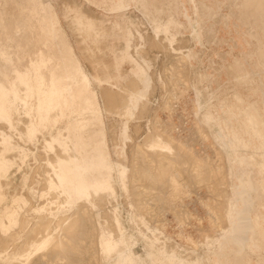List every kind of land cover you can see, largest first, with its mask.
<instances>
[{
    "label": "rangeland",
    "instance_id": "rangeland-1",
    "mask_svg": "<svg viewBox=\"0 0 264 264\" xmlns=\"http://www.w3.org/2000/svg\"><path fill=\"white\" fill-rule=\"evenodd\" d=\"M40 1L0 0V40L17 38L20 46L30 47L19 62L14 54L15 50L13 48L9 50L14 55L11 57L12 63L7 65L8 79L14 77L12 72L15 70L14 66L24 71L30 69L32 62L39 61L40 56L48 61L53 55L50 44L46 42V39L49 42L51 40L42 32L40 16L36 15L37 10L32 7ZM45 1H49L56 11L59 24L55 28L61 27L78 57L73 58L76 66L81 70L82 64L90 76H103V68L105 76L103 80L95 81L89 80L83 74L84 88L81 89H86L94 95V106L93 97L87 95L82 97L78 90L74 96L80 97L66 106L68 104L66 96L58 92H65L68 89L66 86L68 82L59 81L57 84L53 82V90L57 92L54 96L57 98L55 102H58L60 110L58 121L55 119L54 123L57 127L50 128L48 133L46 129L41 130L32 142L28 141L25 134L32 138L38 133L45 119L41 112L47 110L49 113L50 109L42 101L43 99L50 101L51 97L34 98L35 95L28 94L29 91L26 90L24 93L28 96L26 98L23 95L22 98L18 91L24 90V85L17 81L20 74H17L13 81V84L17 82L15 87L12 84L11 90L0 83V88L9 93L7 106L11 109L12 119L17 117L13 124L19 125L18 130L0 121V141L3 136L8 137L13 150L3 153L10 166L6 176L0 177V253L4 256L0 257V264H11V259L18 260L17 253L23 248L30 231L36 224L48 221L50 212H53L55 217L82 205L85 206L84 209H91L95 227L99 231L95 234L98 244L93 246L98 247V253L95 250L94 252L97 253L96 256L98 255L100 261L96 262L99 264L101 263L99 224L103 229L106 227L105 231L115 227V230L111 228L112 231L106 233H113L118 237L113 216H117L121 228L122 243L119 248L136 251L148 264L146 251L149 247L159 255L157 256L159 260H167L169 256L175 255V263L181 260V264H264V169L260 167L264 160V145L261 146V143H264V136L257 138L259 128L264 125L262 117L254 105H248L242 113L234 112L237 121H232L233 127L230 129L231 126L226 119L232 120L233 113L226 111L220 113L216 107L218 97L231 98L233 90L245 92L250 104L256 103L258 106V102L263 100L259 96L261 89H258L257 74L264 76V70L259 65V62H262L260 59L264 58V49L259 50L255 46L259 43L264 46V31L261 30L264 28V16L250 18L253 22H259L260 24L255 26L258 25L260 28L255 26L250 28L248 24H241L238 28L241 34L239 36L234 31L229 34L227 30L234 29L233 21L240 23L238 9L229 2L221 6L218 0ZM230 11L234 14L226 16ZM73 12L84 16L71 18ZM20 19L30 21L31 28L16 35L17 21ZM70 22L76 31L78 30V34L73 33ZM83 28H91V42L89 40L81 42ZM99 29L101 40L98 41ZM253 34L256 36L253 37ZM230 35L235 37V46L245 40V48L233 49ZM178 56H185L188 65L181 62L180 67L177 60H174ZM244 59L245 66L242 64ZM169 61L173 64L175 61L172 67L177 64L179 70L176 66L169 68L171 67ZM165 63L167 64L164 65ZM51 64L47 63L46 66L49 67ZM165 66H169V70ZM47 67L41 68L46 79L49 77ZM175 68L178 73L175 72ZM172 69L175 70L173 73L175 77L169 75ZM164 70L168 71V74L163 75L166 72ZM244 71L250 74V80L245 82L246 86L239 83L234 76L235 72L241 74ZM251 74L256 76L252 79ZM169 78L171 79L167 80ZM39 83H41L39 80L29 81L32 87ZM132 84H135L133 88ZM195 90L201 93L199 97L201 104L206 106L205 109L198 107ZM140 91L143 97L136 99L133 92ZM109 95L114 96V101ZM118 95L122 97L120 102ZM36 98L39 102L37 105ZM236 100L243 103L238 96ZM127 108L130 109V113L126 112ZM210 114H213L214 119ZM216 115L220 116V119H217ZM90 116L94 119L89 122L87 129L84 125V128H75L76 124L84 122ZM155 116L161 120L163 128L171 135L174 143L183 145L191 157L207 163L210 172L207 174L204 172L202 176L196 174V179L201 177L196 180L193 176L191 178L189 172L191 170L187 168L190 163L187 162V169L178 166V169L183 171L182 174L186 173L184 175L186 178L180 174L183 176L181 180H185L182 183V191L180 189L179 192H173V189H167L168 195L161 200L157 199L160 202L153 201L155 197L151 198V201L158 203L157 206L152 205L153 202H146L145 206L155 208L143 206L140 209L137 204L144 198L145 193L149 195L151 193L142 192L139 197L141 194L139 189L143 187L141 183H146L141 180L139 182V179L133 181L131 178L132 163L135 160L132 156L134 157L133 151L136 147L139 145L141 149L142 141H145L147 135L149 137V133L153 131ZM243 127L250 129L251 138L245 136ZM232 130L238 136L244 134L246 149L243 150L241 145L228 144ZM76 133L82 138L76 137ZM262 133L264 135V131ZM51 139L52 142H49ZM89 140L95 142L90 150L87 144ZM70 143L73 150L86 155L83 163L85 165L81 164L76 169L73 167L75 164H71L69 168L70 185L76 197L74 207L65 205L69 199L68 195H63L67 198L65 200L56 193V198L46 190L48 183L45 185L47 182L45 179L51 173L48 163L52 159L57 156L60 160L58 162H69V159L75 157L76 153L69 149ZM233 146L239 151L231 155ZM101 148L102 153L98 155ZM59 153L66 156L62 154V157ZM137 155L135 161L139 164L142 160L138 159ZM141 156H145L144 161H148L146 154ZM92 157H95L97 162L93 163L95 166L91 169ZM102 157L107 158V161L100 165L98 162ZM238 157L239 161L234 163L233 160ZM182 163L184 165V162ZM178 164L181 165L176 163ZM59 165L60 163L57 164L60 168ZM87 169L90 170L86 171ZM187 177L195 180L193 186H189L191 180ZM248 181L252 183L255 192H251V186L247 185ZM132 183L136 184L137 190L136 187H131ZM241 183L243 184L241 189L246 190L242 195L239 186ZM62 186L70 188L69 185ZM186 186L188 187L184 188ZM153 191L156 189H151V192ZM54 198L64 199L65 202H62L64 206H58L56 209ZM147 198L150 201L149 197ZM242 211L243 216L250 218V223L243 222L238 232L234 233L232 224ZM181 212L183 215L187 213V216L181 215ZM28 220L31 224L25 230L22 221L25 225ZM55 223L53 221L50 224L51 229L55 227ZM32 258L28 264H36L32 263ZM116 260V256L112 254L103 264ZM18 262L23 263L21 260L16 263ZM156 264H159L158 260Z\"/></svg>",
    "mask_w": 264,
    "mask_h": 264
},
{
    "label": "crops",
    "instance_id": "crops-1",
    "mask_svg": "<svg viewBox=\"0 0 264 264\" xmlns=\"http://www.w3.org/2000/svg\"><path fill=\"white\" fill-rule=\"evenodd\" d=\"M85 1L91 2V0H85ZM103 1H105V0H103ZM218 1H219V4L221 6L223 4H227L229 2L230 4L232 3V5L238 9V11H237L239 13L238 19H239L240 23L233 21L232 26H234V29L232 30L231 28H227L229 34H230V32L232 33V31H234L236 35L241 36V34L239 33V30H238V28H240L239 26L241 24L242 25L248 24L249 26H251L250 28H252L253 26H255V24H260V23L255 22V21L253 22V21H251L250 18H253V17L256 18V17L264 16V10H263L264 6L262 7V5H264V0H218ZM93 4H95V3L93 2ZM32 7L35 10H37L36 15L40 16L39 24L42 26L41 27L42 32L45 34V36L47 38H49L51 40V42H49L48 39H46V42L50 44L51 49L53 50V55L48 59V61L46 59H44L43 56H40L39 61L32 62L30 64V69H26L24 71H21L16 66H14L13 68L15 70L12 71L14 73V77L11 79L10 78L8 79V74L6 73V70H8L7 65H10V63H12V60H11L12 55L15 54L17 61L19 62L20 58L25 53L27 48H30V47L27 46V47L23 48L22 46H20L18 41H17V38L7 39V41L6 40H0V83H3L4 86L8 90H11L13 81L16 79L17 74H20L17 78V81H20L21 84L24 85V90L18 91L19 94L22 95V98H23V95L26 96V98H27L28 95L26 93H24L26 90L29 91L28 94L33 93L35 95L34 98L37 96H40L41 98L46 97V96L51 97L50 101L44 100V99L42 101V103L49 106L50 109H48L49 113L47 112V110L41 112L42 115L45 117V119H44V122L42 123V125L40 126V130L38 131V133L32 138H29L27 133L25 134L27 136L28 141H31V142L40 134L41 130L46 129V133H48V130L50 128H56L57 127V124H54V123H55V119H56V122L58 121L60 110H59L58 102H55V99H57V98H55L54 96L57 94V92L55 90H53V86H52L53 82H56V84L59 81H67L68 82L66 85L68 89L65 90V92H63V91L61 93L58 92L59 94L66 96L67 101H68L67 102L68 104H66V106H68L72 101H74L78 97H80V96L83 97V95L93 97L94 100H93L92 105L94 106L95 105L94 95L86 89H81V87L84 88L83 87V82H84L83 74L86 75L89 80H95V81L96 80H103V78L105 76L104 75L105 71L103 68H102V71H103L102 75L103 76H99V75L90 76L89 73H87V71L83 68V65L81 64L80 60H79V62L81 64V70L76 66L75 62L73 61V58H74V56L77 57V55L74 52L73 47L71 46V44L67 40L66 35L61 30V27L55 28V26L59 24V20H58L56 11L54 10V7L49 4V1L41 0L39 3L33 5ZM233 14H234V12L230 11L229 13H227L226 16H229V15L232 16ZM80 15H82V14L73 12L71 18H73L74 16H80ZM82 16H84V15H82ZM70 24H71V22H70ZM71 26H72L71 29H72L73 33L78 34V30L76 31V28H74V25L71 24ZM255 27H258V25H256ZM30 28H31L30 27V21L20 19L17 21V27H16L15 33H16V35H18L21 32H24L25 29H30ZM258 28H260V27H258ZM83 29H84L83 30V36H82L83 41H81V42L85 43L87 40H89L91 42L92 41L91 28H83ZM261 30L264 31V28H262ZM252 36L254 37L256 35L253 34ZM229 39H230V41H232L231 45H234L233 49L245 48V44H246L245 40L242 41L241 44L238 43L235 46V44H234L235 43V37L230 35ZM99 40H101L100 29L98 30V41ZM56 47H59V49ZM255 47H257L259 50L264 49V46L262 43H259V45L255 46ZM12 48L15 50L14 54L9 52V50ZM55 48L57 49V51L54 50ZM242 53L245 54L244 52H242ZM263 59H260L262 62L261 63L259 62V65H261L263 70H264V60ZM245 62H246V60L244 59L242 62L243 66H245ZM47 63H52V64L49 67H47L46 66ZM42 67H47V69H48L49 77L47 79L45 78L44 74L41 72ZM243 69H245V67H243ZM234 76L236 77V80L243 85H245V82L250 80V74L245 72V71L242 72L241 74H238L235 72ZM254 76H256V74H251L252 79ZM257 79L259 80L258 89H261L259 91V96L263 98L262 101L258 102V106H256V103L250 104L249 103L250 101L247 99L246 93L239 91V90H233L232 94H231L232 95L231 98H229V97H218V99L216 101V105H217L216 107L219 110V112L223 113L224 111H226L227 113H231V114L233 113L232 120L230 118L226 119V120H228V125L231 126L230 129L233 127L232 121L233 122L237 121L234 112L237 111L239 113H242V110L244 108H246L248 105H254L257 108L258 113L260 112L259 114L262 117V122L264 124V81H263L264 76L262 77L259 74H257ZM37 80L41 81V83L36 85V87H34V86L32 87L31 84L29 85V81L33 82V81H37ZM25 81H28V82H25ZM16 82H15V84H16ZM15 84H13L14 87H15ZM68 85H70V86H68ZM258 89H257V93H258ZM3 90H5V89L3 88ZM77 90H78V92L80 91L79 95L81 94L78 97L74 96V94ZM7 94L9 95L8 92H7ZM236 96L240 97L243 100V103L238 102L236 100ZM0 100H2V99H0ZM87 101L90 103L89 99H87ZM7 102L5 100L3 101L4 108L6 109V111H11V109L7 106ZM37 104H39V102L37 101V98H36L35 105H37ZM86 104L88 106H90V104H88V103H86ZM93 106H91V107H93ZM36 110H37V107H36ZM34 115H35V111H34ZM210 115H211V118L214 119L213 114H210ZM216 117H217V119H220V116L216 115ZM92 119H94V117H91V116L88 117L86 120H84V122L76 124L75 128H81L84 125L85 129H87L89 124H90L89 122ZM0 121L6 123L11 128L13 127V128H17L19 130V128H18L19 125L16 126L13 124L11 114H8L5 119H0ZM242 129H244L245 136H248L251 138V134L249 131L250 129L244 128V127ZM229 130H228V132H230ZM247 130H248V132H247ZM263 131H264V125L259 128V133H258L257 138H261L262 136H264L262 133ZM244 134H243V136H238L237 133L233 132V130H232L231 134H229L230 135V142L228 144L235 145V146L241 145L243 150L246 149L247 146L245 143ZM76 137L82 138L77 133H76ZM100 139L101 138L99 135V144H101ZM84 141L86 142L87 139ZM49 142H52V139ZM73 142L74 141H72V143ZM87 144L89 145L88 149L90 150L91 145H94L95 142L89 140ZM69 145H70L69 149L73 150L74 148L71 145V143ZM262 145H264V143H261V146ZM11 146H12V144H11V141H9L8 137L5 138V136H3L1 141H0V177L6 176L7 169L10 166V164L6 161V158L4 157L3 153L6 154V153L13 151L11 149ZM102 146H103V144H102ZM73 151L76 153L75 157L73 159H69L68 160L69 162H64V161L58 162V161H60L59 158L57 156L55 158V161H57L56 164L60 163L59 166L61 168L62 174H64L65 176L70 175V173H69L70 169L69 168H70L71 164H75V166H73V167L78 169L81 164L85 163V160H86L85 159L86 155H82L81 153L76 152L75 150H73ZM238 151L239 150L233 146L232 150L230 151L231 152L230 154L231 155H233V153L236 154V152H238ZM101 153H102V148L100 149V152L98 153V155H101ZM94 155L95 154H93V156ZM105 156H106V154H105ZM241 157H243V156H241ZM100 159L101 160L98 162L100 165H103L107 161V158L102 157ZM244 159H245V157H244ZM70 160H71V162H70ZM51 161L48 163L50 170H51V173L48 174V176L46 177L48 180V186H47L46 190L52 195H54L56 193L57 194L61 193L64 196L68 195V198H69L68 199V203H69L68 206H73L75 203V198H76L74 196V192L72 193V189H70L69 187L66 188V187H63L62 185L59 184V182L57 181L59 179V174L57 172L58 166L55 164L57 166V168H55L54 164ZM95 161H96L95 157H92L91 163H90L91 169L93 168V166H95L93 164ZM238 161H239V157L233 160L234 163H236ZM83 165H85V164H83ZM260 167H262V169H264V160H263V163L260 164ZM89 170L90 169H87L86 171H89ZM91 193L93 194L94 192H91ZM83 198L85 199V195L83 196ZM54 199H55L56 209L58 208V206H64V204H60L56 198H54ZM52 215H53V213H52ZM113 221L115 222V224L117 226V230L119 233L118 237H115L113 235V233H106L105 230L103 229V227H101L99 224V228L101 229V234L99 236V250H100V258H101L100 264H103L104 262L108 261L111 258L112 254H114L116 256L117 260L114 261L113 263H108V264H148L146 262V260L141 258L136 251H134L132 249L129 250L130 248H128V249L119 248V245L122 243V241H121L122 240V234H121V228H120V224H119V221L117 219V216H113ZM263 239H264V237H263ZM146 255L149 259V264H156V260L159 261V264H181V260H179L178 263H175V261H176L175 255L171 256V257L169 256V258L167 260H162V259L159 260L157 257L159 255H157L152 250V248H150V247L146 251Z\"/></svg>",
    "mask_w": 264,
    "mask_h": 264
},
{
    "label": "bare ground",
    "instance_id": "bare-ground-1",
    "mask_svg": "<svg viewBox=\"0 0 264 264\" xmlns=\"http://www.w3.org/2000/svg\"><path fill=\"white\" fill-rule=\"evenodd\" d=\"M194 33H195V31H194ZM196 35H197V33H196ZM198 41L201 42L200 38H198ZM175 58H174V60L175 61L177 60L176 62L179 63L180 67H182L181 66V62L183 64L186 63L185 56L184 57L178 56V57H175ZM179 59H182V60H179ZM172 61H173V59H172ZM175 61H174V64H175ZM169 62H171V61H169ZM167 63H165L164 65H166ZM168 64H170V66H171V67L168 66L169 68H174L175 66L176 67L179 66V65L176 64L174 67H172V65H174L172 62L168 63ZM186 65H188V64L186 63ZM168 67H166V69L169 70ZM172 70L173 71H170V73L171 72L172 73L171 74L169 73L170 77L173 75V73L176 70V68H175V70L174 69H172ZM177 70H179L178 67H177ZM177 70L175 72H177ZM164 71H166V70H164ZM167 72L168 71H166L165 73L163 72L164 73L163 75H166ZM181 72H183V71H181ZM164 78H166V77H164ZM170 79L171 78H169L167 80H170ZM133 85H135V84H132L131 88L134 87ZM168 85H169V83H168ZM130 93H128V94H130ZM133 93L135 94L136 99H141L143 97V93L141 91L140 92H133ZM194 93H196V99H197L196 101L198 102V107L199 108L200 107H204V109H205V105L201 104V100H200V97H199V94H201V93L197 92L196 90H195ZM116 94H117V92H116ZM0 95H1L0 99H2V100H0V119H5L8 114H11V112L10 111H6V109L4 108V105H3V101L5 100L7 102V101H9L10 98H9V95L7 94V92L5 90H3V88H0ZM119 95L117 97H118L119 102H120V100H122L120 98H122V97H120ZM102 96H104V95H102ZM109 96H111V95H109ZM110 98L113 101L115 99L114 96H111ZM123 98H124V95H123ZM108 99H109V97H108ZM112 100H111L110 103H112ZM120 104H122V103H120ZM124 112H125V110H124ZM126 112L130 113V109L127 108ZM12 114H13V112H12ZM14 117H15V115H14ZM16 118H14V119H16ZM14 119H12V120L14 121ZM160 121L161 120H159L158 116L154 117L153 123L155 124V127H153L154 128L153 131L151 133H149V137L147 135V139L145 141H142L143 142L142 148L140 149L139 145H138V147L135 146L136 149H135V151H133V153H134V157L132 156L133 160L134 159L136 160L137 157L135 158V155L138 154L137 155L139 157L138 159L142 160L143 162L140 161L141 163L137 164V162L134 160L135 163L134 162L132 163L133 167L131 168L132 169V174H131L132 177L131 178L133 179V181L134 180L136 181V180L139 179V182L144 181L146 183V184L141 183V185H143V187H142L143 190H142V188L139 189L141 191V194L139 192L140 196L139 195H137V196L141 197L142 192L145 193V192L150 191L148 193H151L150 195L145 193L144 198H142V199L140 198L141 201L139 200L140 202L137 204L138 208H140V209L143 206L147 207V206H145L146 202L151 203L154 200H157V199L161 200L162 198H164V196L166 195V191H169L167 189H170V190L173 189V192L174 191L179 192V190L182 187L183 181L185 182V180L182 181L181 178L186 174V173L182 174L183 171L181 172V169H178L179 167L183 166L184 169L189 168L188 170H191V171H189L191 174L188 172V170H186V171L191 175V178L194 177V179H196L195 178L196 174L197 175L200 174V176H202L201 175L202 173L206 172V174H207V173L210 172L209 166H208L207 163H205L203 161L196 160L197 159L196 157H195L196 159L194 157H191L190 155L187 154V152H186L185 148L183 147V145L180 146V145H177L176 143H174L173 139L171 138V135L168 134V132L163 128V125L161 124ZM173 127H174V125L172 126V128ZM177 127H179V126H177ZM175 136L180 138V136H178V135H175ZM57 151H59V150H57ZM59 154H61V153H59ZM145 154H146V157L148 158V161H146V160L144 161L145 156L144 157L141 156V155H145ZM63 155H62V157H63ZM194 155H196V154H194ZM64 156H66V155H64ZM197 156L202 158V156H200V155H197ZM141 157L143 159H141ZM182 158L183 159L185 158V159L183 160ZM51 162L54 164V167L57 168V166H56L57 164H56L55 159L52 160ZM182 162H184V165H183ZM187 162L190 163L189 167L186 166V164L188 165ZM176 163H181V165L180 164L176 165ZM218 163H220V162H218ZM190 166H191V168H190ZM58 169H57V172L59 174V179L57 181L59 182V184L60 185H67V186L69 185L70 189H72L71 185H70L69 176H65L64 174H62L61 168L58 167ZM211 170H213V169H211ZM180 174H182L183 176H181ZM187 176H189V175H187ZM207 176H205V177L207 178ZM184 177L186 178V176H184ZM189 177H187V178L189 179ZM199 178L201 179V177H197L198 180H199ZM45 180L47 182H45ZM45 180H44V182H45V185L47 186L48 180H47V178ZM189 180H191V179H189ZM205 181H206V179H205ZM192 183L195 184V180L194 181L191 180L190 184L188 182L189 186H193ZM202 183H203V181L201 182V184ZM213 183L215 184V182H213ZM134 184L135 183H132L131 187L135 188L136 184L135 185ZM198 185H196V186H198ZM247 185L251 186V192L252 193L255 192V190H254L253 186L251 185L250 181L247 182ZM137 186H138V184H137ZM239 186H240V190H241V194L240 195H242V194L245 193L246 190L244 191V190L241 189L243 187L242 183H241V185L239 184ZM187 187L188 186H186L184 188H187ZM138 188H139V186H138ZM151 189H153V190L156 189V191L155 192L154 191L151 192ZM188 189H190V188H188ZM135 190H137V187H136ZM184 190H186V189H184ZM191 190H192V188H191ZM180 191H182V189ZM247 191H249V190H247ZM73 192H74V189L72 190V193ZM196 192H197V190H196ZM152 193H155V194H152ZM191 193H193V192H191ZM56 195H58L60 197L62 196V198L64 197L61 193L56 194ZM56 195L54 194V197H56ZM167 195H168V192H167ZM146 196L149 197L150 201L148 200V198ZM153 197H155L156 199L154 198V199H152L153 201H151V198H153ZM64 198H65V200L67 199L66 197H64ZM57 200H58V202L61 200L60 201L61 204H62V202H65L64 199L63 200L62 199H60V200L57 199ZM158 202H160V201H158ZM68 204L69 203L66 200L65 205L68 206ZM153 204H155L157 206L158 203H154L153 202L152 205ZM160 204H162V203H160ZM150 207L151 206H149L147 208H150ZM153 207L155 208V206H152L151 208H153ZM84 208H85V206L83 207V205L82 206H78V207L75 206L72 210L67 211V213L59 214V215H57L55 217H54V215H52L53 212H50V219L48 221L46 220L45 223H38V224L35 223L36 226L33 227V229L29 233V236L26 237L27 239H26V242L23 245V248H22L23 250L21 249L20 250L21 252L19 251L20 253L19 252L17 253L16 257L19 256L18 260L23 261L22 264H28L32 257H33L32 258L33 259L32 263H36V264H99L98 262H96V261H100L97 258L98 255L96 256L95 255L96 252H94V250H95L98 253V250H97L98 247L95 246L96 249H95V247L93 248L94 245L98 244V241L96 242V240H95V239H97V238H95V236H96L95 234H97L98 230H97V227H95V222H94L95 220H94L93 215H92L93 213L90 212L91 209L89 210V208L88 209H84ZM147 208H145V209H147ZM159 208H158V211H159ZM161 210H162V208H161ZM182 212H184V211H182ZM186 214L187 213H185L184 215H186ZM243 214H244V212L242 211V213L238 216V219L232 224V226L234 228V233L238 232L239 227L241 226V224L243 222L244 223H246V222L250 223V218H248L247 216H243ZM181 215H183V213ZM183 216H181V217H183ZM30 221H31V219H30ZM53 221L56 222L55 223L56 225H55L54 228L51 229L50 224ZM25 223L26 224L24 225V223L22 221V224L25 227V230H27L31 223L29 222V220L27 222H25ZM111 225H112V222H111ZM111 225H110V227H111ZM111 228H113L112 230L116 229L115 227H111ZM22 229H24V228H22ZM107 229H108V227H107ZM110 229H108V231H105V232L112 231ZM104 230H106V227H105ZM114 232H116V231H114ZM251 233L252 234L254 233L253 228H252V232ZM14 235H17V234H14ZM6 243H8V242H6ZM239 245L242 247L241 243ZM92 248H93V251H92ZM89 250H91V252ZM6 253H7V251H6ZM5 256H6V254H5ZM0 257L3 258L4 256L1 255V253H0ZM18 260L11 259L10 261H11V264H18L19 262L16 263ZM19 264H21V262Z\"/></svg>",
    "mask_w": 264,
    "mask_h": 264
},
{
    "label": "flooded vegetation",
    "instance_id": "flooded-vegetation-1",
    "mask_svg": "<svg viewBox=\"0 0 264 264\" xmlns=\"http://www.w3.org/2000/svg\"><path fill=\"white\" fill-rule=\"evenodd\" d=\"M251 185H252V183H251Z\"/></svg>",
    "mask_w": 264,
    "mask_h": 264
}]
</instances>
